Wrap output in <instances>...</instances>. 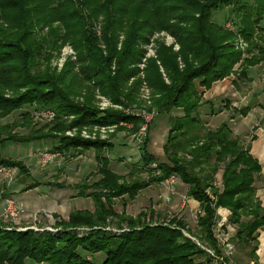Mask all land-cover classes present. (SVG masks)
<instances>
[{
  "label": "trees",
  "instance_id": "trees-1",
  "mask_svg": "<svg viewBox=\"0 0 264 264\" xmlns=\"http://www.w3.org/2000/svg\"><path fill=\"white\" fill-rule=\"evenodd\" d=\"M224 8L230 16L214 22L213 14ZM161 32L175 40L178 51L158 44L155 57L146 58L150 38ZM66 44L75 51L76 62H66L57 73L50 58ZM262 62L264 0H0V121L33 105L55 115L43 134L30 128L25 136L14 132L17 126L29 127V113L21 115L25 120L20 124H0V146L43 141L58 131L91 125L123 129V123L135 132L142 120L124 109L135 103L142 84L152 94L149 110L182 113L169 117L164 161L147 153V139L142 142V169L148 171L142 180L126 182L109 169L105 153L112 143L59 138L54 148L59 152L95 151L100 178L78 186V195L91 198L94 210L73 211L67 220L54 215L59 219L55 232L0 224V264H96L94 259L102 255L100 264H204L206 254L183 234L190 235L183 220L155 222L152 210L132 217L113 208L115 199L133 200L171 175L204 212L196 223L204 244L216 248L212 227L216 210L223 208L235 227L231 241L240 250L249 249L248 257L255 259L264 228V207L255 196L261 165L226 122L210 129L199 111L202 105L210 116L230 110L228 104L215 108L204 101L203 90L235 74L237 66L242 77ZM93 90L122 110L93 106ZM81 96L84 100H75ZM248 110L232 109V115L245 116ZM151 160L157 162L154 170L147 163ZM0 164L23 166L2 157ZM219 171L220 188H214Z\"/></svg>",
  "mask_w": 264,
  "mask_h": 264
},
{
  "label": "rangeland",
  "instance_id": "rangeland-1",
  "mask_svg": "<svg viewBox=\"0 0 264 264\" xmlns=\"http://www.w3.org/2000/svg\"><path fill=\"white\" fill-rule=\"evenodd\" d=\"M228 16H230V9L224 8L222 11H216L213 14V21L216 23H223L227 20ZM226 26L232 28L230 27V23H227ZM158 44H162L166 47H172V50L175 52L178 51L179 49L177 43L169 34L164 32L157 33L150 38L149 44L145 48L146 58L155 57V50ZM240 44L242 48L245 47V45H243L242 43ZM144 61L145 59H143V64L139 65L140 70L144 68L145 65ZM66 62H76V53L67 44L60 49L59 53H57L56 51L52 52V56L50 58L49 64L58 73L60 72V70L62 69L63 65ZM262 63L260 64L261 66ZM140 77L142 78V75H140ZM92 94L95 97L92 105L95 106L96 108L104 109V110L105 109L122 110L120 106L114 105L111 101H109L107 98L102 96L99 91L93 90ZM75 100L82 101L84 100V98L83 96H81L75 98ZM151 101H152L151 91H149V89L146 88L144 84H142L136 96L135 103L128 106V108L124 109V112L130 115L134 113H139L142 110H144L147 114H149L150 119L147 121L148 122L147 131L144 135V138L142 139V141L147 139L148 144H149V140L151 141V139H149L150 138L149 136L150 133H152L153 129H155L154 127H156V125L161 127L162 123L164 122V119H161L160 115L157 116L153 109L149 110L151 106ZM199 112L201 114L202 110H200ZM203 112L206 111L203 110ZM23 113H29V120L31 123L29 124V127L17 126L14 128V132H17L19 136L27 135L30 130L32 131L42 130V134L47 133L48 130L47 128H45V126L47 125V123L52 122L55 117V115L50 111V109L42 108L36 105L24 106L21 109H19V111L13 112L11 116L7 117L4 120H1L0 124L2 125L10 124L12 123L13 120H14L13 122H18L20 124V122L25 120L24 118H21V115ZM69 119H71V117ZM141 124L138 126V130L135 132L130 131L132 130L130 125L123 123H120V126H122L121 128L123 129H120L119 127L116 128L115 126H106V128L101 129L103 126L91 125V126L70 128L65 131H58L55 138L47 137L43 141H35L28 144H17V143L6 142L3 145H1L0 157L4 159H10L16 162H21L23 166L11 167L0 164V204L2 205L1 214H0V224H3L4 226L6 227L8 226L10 228L20 227L21 229L24 230L32 229L34 231L39 230L41 228L54 229L53 225L54 222L56 221V218L53 217L54 213L45 212V211L44 212L38 211L32 213V212H28L23 205L21 206L18 205L17 197L14 196L17 195L18 193L22 195L26 191L28 192L27 194L26 193L23 194L24 199L28 202H32L34 199H36L37 192H44L43 193L44 195L46 194L51 195L53 192H55L56 189H58L59 190L58 196H60L59 197L60 207L58 210L63 217L66 216L69 211L79 210V208L92 210L93 209L92 201L87 197H80L78 195V186H80L81 183H86L89 185L95 182L96 180H98L99 178V174L97 173L96 161H95V151L90 149L82 152L72 151V150L66 152H59L57 150H54L56 145L59 144L58 143L59 138L63 136L65 137L79 136L85 139L83 136H90V138L94 139L91 141L101 140V141L111 142V140L114 138L116 134H118L119 132H124L126 137H130L134 135V140H135L142 126ZM82 132H85V134L87 135L82 134ZM162 134L163 131L160 130L158 132V135L163 136ZM241 139L243 141L242 144L245 145L246 144L245 141L247 139H243V137ZM165 140H166V136H165ZM122 150L123 147L121 148L119 146V148L115 150L113 155L110 156V159L112 160L110 167L122 174L128 171L126 174L122 176L124 178V181L126 182L135 179L137 180L146 179L148 176L147 169L145 170L140 168V166H135L136 164L131 165L129 162H126L127 161L126 159H125L126 161L124 162V158L122 157L123 156ZM44 158H48V161L43 165L41 160ZM157 159L158 162L164 161V157L162 158L157 157ZM147 163L148 166L152 169H153L152 166L154 167L157 166V162L152 160ZM141 164H143L142 161ZM2 168H4L9 172L10 180L4 179L3 171L5 170H2ZM157 174L159 173L157 172ZM220 178H221V171H219L214 178L217 184L218 183L221 184ZM34 184H37V186L35 187ZM56 185H59L61 187L60 188L56 187ZM176 185H178V183H176ZM176 185L174 188L175 191L177 190ZM18 189H20V191L16 192ZM7 200H12L14 203L17 204L16 207L19 214L16 220L13 219V217H10L8 214H6L5 210L8 204ZM143 201H144L143 197H139L137 199L135 203L137 207L136 208L134 207L135 212H137L138 209L140 210L139 207L143 205L142 204ZM127 202L128 199H123V200L115 199L113 201L114 209L118 213H120L123 210V203H127ZM143 203H144V207H147L145 206L146 203L145 202ZM5 214L7 218L4 217ZM153 220L155 222H162V220L160 219L158 220L153 219ZM187 224H189L188 229L190 235L197 238L201 244H204V242L199 237L196 222L193 220L191 215L190 218L188 219ZM230 226L232 228H235L232 225ZM241 251H244V249H241ZM101 257L103 258V255ZM102 258L100 257L95 258L94 262L96 264H100ZM26 264H35V263L29 260L26 261Z\"/></svg>",
  "mask_w": 264,
  "mask_h": 264
},
{
  "label": "crops",
  "instance_id": "crops-1",
  "mask_svg": "<svg viewBox=\"0 0 264 264\" xmlns=\"http://www.w3.org/2000/svg\"><path fill=\"white\" fill-rule=\"evenodd\" d=\"M237 68L238 66L235 68V74L213 83L209 89L203 90L202 95L203 100L211 102L215 108L223 107L228 104L230 110H223L220 113L210 116L208 106L202 105L200 108V110H202L200 118L204 121L205 126L210 129H215L221 123L226 122L235 137H243V139H247L245 141V145L248 146L250 154L257 159L261 165V173L259 179L255 183V196L264 207V72L261 69V65H258L247 68L246 75L238 77L239 69ZM245 107L249 108L248 113L245 116H241L239 114L232 115V109L239 110L240 108ZM203 110L206 112H203ZM181 115L182 113L179 110H172L169 114L160 115L161 119H164V122L161 127L156 125V127H154L155 129H153L152 133H150L149 139H151V141L149 140V144L147 143L146 147L148 154L155 158L164 157L163 145L165 143V136H167V132L169 130V117H179ZM160 130L163 131V136L158 135ZM110 143H112L113 148L111 151L106 152L105 156L109 161L108 167L113 173L123 176L128 172L126 171L122 174L110 167L112 162L110 156L113 155L119 146L121 148L123 147L122 157L124 158V162L127 160L126 162H129L131 165L136 164L135 166H140V168H142L143 164H141V152L139 151V146H141V144H138L137 138L134 140V135L126 137L124 132H119L114 136ZM177 181V190H174L173 192H171L163 182L159 184H152L139 191L133 200H128L127 203H123V210L125 211V214L135 217L140 212H149V210H152L155 213V220H168L172 217H176L177 219L183 220L187 224L192 210L198 208L199 204L187 196V188L179 181V179ZM20 189L16 192H19ZM58 191L59 190L56 189L51 195H44V192H37L36 199L32 202L26 201L23 197V194H27L28 191L24 192L22 195L18 193L14 197H17L18 205H23L28 212H51L54 213L53 216L56 215L63 220H67L68 215L73 211H69L64 217L60 214L58 210L60 207V196H58ZM87 192L89 191H86V193ZM139 197L144 198L143 202L146 203L145 206L147 207H144V203L142 202L143 205L139 207L140 210L138 209V211L135 212L134 207H137L135 203ZM89 199L91 200V198ZM123 199L127 198H120V200ZM1 209L2 205L0 204V214ZM82 210L92 212L94 210V204L92 210L79 208V210L74 211ZM115 212L117 211L115 210ZM228 217L229 212L226 209H217V225L221 224L223 226V232L226 233L227 237L232 238L235 228H232L228 224ZM57 220L59 219L56 218V221ZM187 226H189V224H187ZM81 229L84 230L85 228ZM257 241L258 246L254 255L255 259H250L248 257L249 249L246 248L244 251H241L239 247L235 245L236 249L228 260L229 264H264V228L259 230Z\"/></svg>",
  "mask_w": 264,
  "mask_h": 264
},
{
  "label": "built area",
  "instance_id": "built-area-1",
  "mask_svg": "<svg viewBox=\"0 0 264 264\" xmlns=\"http://www.w3.org/2000/svg\"><path fill=\"white\" fill-rule=\"evenodd\" d=\"M261 68H262V71L264 72V62L262 63ZM132 115L138 116L140 117L141 120H143V123L141 124L142 126L137 135L138 144H141V142H143L142 139L144 138V135L147 131V123H148L147 121L150 119L149 114H147L144 110H142L141 112L134 113ZM104 128L106 127H102L101 129H104ZM82 134H85V132H82ZM83 137L87 140L88 139L94 140L90 138V136H83ZM47 161H48V158H44L41 160L43 165L47 163ZM152 167L153 169H156V166L155 167L152 166ZM2 170H5V169L2 168ZM3 174H4L3 175L4 179L10 180L9 172L7 170L3 171ZM177 179L178 178L176 176L171 175L166 180H164L163 183L169 188L171 192H173L175 185L177 183ZM212 185L214 188H218L220 184L219 183L217 184V182L214 181ZM207 194L212 200L214 199L209 189L207 190ZM7 203L8 204L5 210L6 214H8L10 217H13V219L16 220L19 214L17 211V207H16L17 204L14 203L12 200H7ZM6 214L4 215L5 218H7ZM203 215H204V212L200 207L195 208L194 210H192V213H191V217L196 223L198 221V218ZM222 228L223 226L221 224L217 225L216 218H215V224L212 227V232H213V235L216 241V248L209 247L206 244H201L197 238L191 237L189 234L183 231V234L185 236L190 238L197 246H199L205 252L207 259L204 262V264H229L228 260L234 253L235 245L234 243H232L231 237H227L226 233L223 232ZM42 229L52 231V232L56 231V229H53V228H42ZM42 229H39V230H42ZM17 230H24V229H21L19 227L17 228Z\"/></svg>",
  "mask_w": 264,
  "mask_h": 264
}]
</instances>
